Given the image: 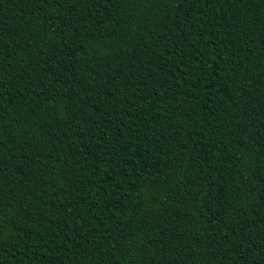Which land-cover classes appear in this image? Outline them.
Masks as SVG:
<instances>
[{"label":"trees","instance_id":"trees-1","mask_svg":"<svg viewBox=\"0 0 264 264\" xmlns=\"http://www.w3.org/2000/svg\"><path fill=\"white\" fill-rule=\"evenodd\" d=\"M0 264H264V0H0Z\"/></svg>","mask_w":264,"mask_h":264}]
</instances>
